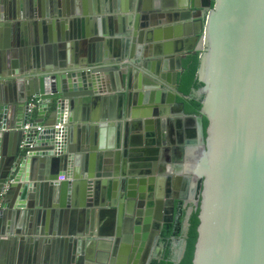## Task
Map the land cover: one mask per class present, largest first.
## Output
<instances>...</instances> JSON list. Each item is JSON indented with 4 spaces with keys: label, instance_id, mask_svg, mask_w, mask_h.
<instances>
[{
    "label": "water",
    "instance_id": "1",
    "mask_svg": "<svg viewBox=\"0 0 264 264\" xmlns=\"http://www.w3.org/2000/svg\"><path fill=\"white\" fill-rule=\"evenodd\" d=\"M205 1L190 0L195 14L187 12V6L174 7V13L197 18L192 24L199 31L191 35L197 45L186 53L177 45L163 49L150 46L145 52L135 48L136 39L151 44L158 40L155 34L162 32L158 29L169 23L165 29L179 30L184 20L161 22L164 13L159 8L146 0H127V6L114 5L112 10L132 12L129 21L134 39L126 56L115 60L111 54H104L108 41L97 28L98 32L91 31L77 40L74 59L65 58L64 64L53 68L43 63L39 68L33 62L23 69L26 78L16 80L10 103L0 100V190L10 181L0 208V264L19 260L20 250L27 253L20 264L145 263L165 225L168 204L162 188L170 190L172 177L168 161L161 156L136 171L131 163L140 154L133 153L130 144L121 190L124 201L119 210H110L113 202L116 207L120 191L116 166L114 171L110 169L122 155L123 142L120 139L111 148L99 138L107 128L117 130L121 121H127L133 133L137 125L145 131L151 125L154 142L148 146L159 147L160 153L170 142L173 163L182 167L175 169L192 185V196L178 200L185 206L193 203L198 211L192 264H264V0H207L213 2L210 6H205ZM6 2L0 0V29L15 28L19 36L24 24L29 25L26 20L47 18L52 20L43 23L60 24L58 18L63 17L50 5L45 14L37 16L31 5L28 13L26 5L21 12L13 7L12 13L10 7L13 15L8 16ZM101 13L109 12L102 8ZM103 20L92 22L100 26ZM114 20L118 23L121 19ZM71 23L63 20L66 27ZM196 53V78L202 85L196 91L201 103L197 115L188 114L185 104L177 101L190 98L180 92L179 77L184 72V60ZM13 54L8 68L11 75L19 76L18 63L24 67L23 55L20 60L16 52ZM33 99L36 106L29 113ZM112 106L118 109L113 117L109 112ZM170 106L178 111L173 120L168 118ZM173 122L178 128L177 142L170 132ZM184 124L192 129L191 134L187 130L186 137L184 128L180 130ZM81 131L86 136L79 135ZM9 138H13L14 146H8L10 152H6L3 146L10 144ZM179 155L182 161L178 163ZM94 160L99 162L95 169ZM112 175L118 186L100 195L99 186ZM139 179L145 181L139 189L146 196L144 200L130 196L131 186ZM63 207L66 210L60 214L64 215L76 212L85 218L86 210L91 212V230L81 231L80 223L70 222L68 228L65 221L60 225L47 220L52 209L58 213ZM105 214L114 221L111 235H101L98 227V218L100 222ZM192 214L190 210L184 223L185 240L176 263H181L186 251ZM141 233L147 238L140 252ZM47 242L53 244V251H46L42 262L39 247Z\"/></svg>",
    "mask_w": 264,
    "mask_h": 264
},
{
    "label": "crops",
    "instance_id": "2",
    "mask_svg": "<svg viewBox=\"0 0 264 264\" xmlns=\"http://www.w3.org/2000/svg\"><path fill=\"white\" fill-rule=\"evenodd\" d=\"M123 1V2H122ZM127 0H16L17 8H19L20 4V10H22V7L26 5V12H30L31 8L30 5L33 7V5H37L39 8V13L42 12V14H45L47 12L48 6L50 7L54 6V9L58 12H61L62 18H58V20H61L59 23H53V24H47L43 23V21H51L52 19H39L37 17H33L29 20H26L25 22H29L28 27H23L21 36L17 32H14L15 28L6 29L1 28L0 29V100L9 102L12 99V95L14 96V91L16 89L15 86H13L16 82V80L19 77H25L26 78V72L23 70L25 67H29L33 62L34 66L37 65V67H43L46 66L48 68H53L56 64H64V62L67 61V59H74V53L76 49L78 48L77 40L81 38V36H84L85 38L90 35L91 31L98 32V29L102 32V38L107 39L108 43V49L104 50L103 53H109L112 56H114V59H118L120 56H126L128 52L130 51L132 45H133V39H134V30H133V23L129 21V16L132 14L131 10H129L127 13H120V12H113L115 9H113L114 5H126ZM203 2L205 0H202ZM207 1V0H206ZM205 1V2H206ZM14 2V5L16 4ZM125 2V3H124ZM146 2L154 6L155 8H159V12H164L165 15H161L160 20L161 22H167V21H175L177 20V17L174 18V12L177 11L176 7H180V4L183 6H187L188 9L187 12L191 14H195L196 11L190 8V0H146ZM134 3V2H133ZM123 7V6H122ZM106 9L109 13H101V10ZM166 9V10H165ZM34 10V8H33ZM113 10V11H112ZM206 9H203V13ZM162 11V12H161ZM66 12H73L75 15L73 16H67ZM111 12V13H110ZM99 13V15H98ZM35 16H37L38 13H35ZM87 14V15H84ZM169 14L173 16L172 18H169ZM176 14H188V13H182V12H176ZM122 16L124 17L125 24L122 25ZM114 17H118L121 20H118V23L114 20ZM101 18L105 19L103 22H101L99 25H94L93 20ZM68 19L71 20L70 25L63 24V20ZM86 20L85 22H79V20ZM197 18L190 17V14H188L187 17H180L178 20H184L181 21L182 27L179 30H171L168 31L165 29V27H169V23L164 26V29H158L162 32L155 34L157 39L156 41L152 42L151 44L146 43H139L136 39L135 48H139L140 52H145L146 48H150V46H166L171 45L173 48L177 46L182 47V50L184 53H186L187 50H192L196 47L197 42L193 43L191 40L192 33H196L199 31V28L197 26H193V21ZM57 20V19H53ZM132 21V20H131ZM37 22L38 27H37ZM32 24V25H31ZM35 24V25H34ZM42 24L44 25L41 26ZM98 28V29H97ZM18 34V35H17ZM38 37V38H37ZM25 39H29V42L31 44H23V41ZM105 44V42H104ZM28 45V46H27ZM66 46V47H65ZM158 52V48L156 49ZM137 51V50H136ZM17 53V56L20 59V54H22V65L24 67H21V61H19V76H13L11 75V70L8 68L7 61L12 60L13 53ZM103 54V55H104ZM64 55V56H63ZM63 56V57H62ZM67 58V59H65ZM5 60V62H4ZM21 60V59H20ZM66 60V61H65ZM43 63V65H42ZM184 63V62H183ZM14 99V98H13ZM178 102H182L181 98H177ZM114 106V103H113ZM112 107L109 108V112L111 113ZM23 110V109H22ZM96 110V109H95ZM100 110V109H99ZM20 112V111H19ZM97 112V111H96ZM93 114V116H96ZM114 115L118 114V109L113 108ZM178 114L177 108L174 106H170V114L168 116L169 120H173L176 115ZM18 119V118H17ZM120 122V121H119ZM172 123V127H170L171 135H173L175 142H177L180 138L178 136V128H176V125ZM181 126V125H180ZM156 129V126H154ZM182 130L184 128L185 137L186 134L192 133V129L189 130L187 125H182ZM168 129V121L164 122V131ZM188 130V131H187ZM117 132V133H116ZM157 131H155L156 133ZM136 130L133 133L131 130V127H129V123L127 121H121L120 127L116 128H107L104 132L101 133V138H99V141L101 143L107 145V146H114L116 142H119L120 139L122 140L123 149L121 152V157L119 158V170L116 172L117 180L120 183L119 186V194L116 196V207H114V204H111V209L113 210L115 208L121 207V204L123 203V195H122V182L123 176L125 175V172H127V163L125 160L128 158V146L130 144L133 145V153H137L140 155L134 156V161L131 164L133 167L138 170V168H141V166L145 162L154 161L157 157L161 156L164 161H168V171L169 174L172 177V183L171 185L174 187V193L175 197L174 199L177 200V202H180L178 200L182 199H189L188 192L191 191L192 185L190 186L188 182V177L185 176L182 171H177L175 169L176 167H181V165H176L173 163V156L171 153H169V150H171V143L167 140L168 145L165 143V148H162L164 150V153H160L159 147H152L148 146L154 140L152 139V132L149 133L150 136L146 137L147 132H143L142 136L137 133ZM121 134V135H119ZM82 137L86 136V134L83 135V132L79 133ZM168 134H166L167 136ZM171 135H169L170 141H171ZM80 137V136H79ZM134 138V139H133ZM10 139V144H6L3 146V148L6 149V152H10L9 148H13L14 142L13 138ZM150 141V144H149ZM25 142V141H24ZM24 142L21 144V146L24 144ZM186 142V140L184 141ZM13 143V145H12ZM9 146V148H8ZM183 148H186L184 146ZM9 154V153H8ZM180 158L182 157L179 155ZM178 157V156H177ZM176 157V158H177ZM178 160V159H177ZM96 160H94L93 165H95ZM175 169V172L172 171V169ZM182 168V167H181ZM172 171V172H171ZM178 178H181L179 181ZM9 183H5L0 190V198L1 193L3 192V189L8 185ZM176 189V190H175ZM115 197V196H114ZM1 203V202H0ZM114 203V202H113ZM124 205V204H123ZM66 208L63 207L60 212H55V209L51 210V213L47 216V220L51 223L52 221L56 223H60V225L63 224V222H67L68 228L71 226L70 222H75L77 224H81L82 230L86 231L89 223V217L86 210V216H79V214L70 212L67 215L60 214L61 211H65ZM110 217L104 216V219L100 220L98 218V227L103 226V223L107 220H109ZM114 222V221H113ZM147 238V237H146ZM145 242H143V246L145 245ZM48 243V242H47ZM43 243L39 247L40 254L39 259L43 262L44 257L46 255V251L51 253V250L53 251V244L50 243ZM147 245V243H146ZM87 246V245H86ZM153 249L150 250L147 254L152 253ZM25 257L27 258V253L24 252V250H20V259L15 261V258L13 259V262L10 264H20L24 262ZM42 264V263H41Z\"/></svg>",
    "mask_w": 264,
    "mask_h": 264
},
{
    "label": "trees",
    "instance_id": "3",
    "mask_svg": "<svg viewBox=\"0 0 264 264\" xmlns=\"http://www.w3.org/2000/svg\"><path fill=\"white\" fill-rule=\"evenodd\" d=\"M206 6L213 5V2H206ZM184 72L179 77V90L185 96H189V99H181L185 104V111L188 114L197 115L201 108L200 100L196 94V91L202 86L197 78L196 74L199 67V53L189 56L184 60ZM205 128L207 123H204ZM201 192V186L198 189V196ZM186 218V211L183 209L182 202H176L174 208V215L172 218L165 219V225L162 230L161 242L164 244V254L161 260L154 261L152 264H192L194 246L197 240V227L198 211L194 212L190 219V226L187 235V246L184 254V258L181 263H175V252L179 247L175 248V244H180V238L182 237L184 221Z\"/></svg>",
    "mask_w": 264,
    "mask_h": 264
},
{
    "label": "bare ground",
    "instance_id": "4",
    "mask_svg": "<svg viewBox=\"0 0 264 264\" xmlns=\"http://www.w3.org/2000/svg\"><path fill=\"white\" fill-rule=\"evenodd\" d=\"M66 1V0H65ZM68 1V0H67ZM14 0H7V2H6V5H7V10H6V14L8 15V16H12L13 14H11V12L9 11V10H11L12 9V13H13V10H14V8L13 7H16V9H17V3L14 5ZM10 7H11V9H10ZM33 8H34V12L36 11V13H39V8H38V6L37 5H33ZM18 10H20V4H19V8H18ZM166 10V9H165ZM20 12H21V10H20ZM164 13V12H163ZM161 15H165V14H161ZM188 16V14H186V15H184V14H174V18L175 17H177V20L178 19H180V17L182 18V17H187ZM161 17V16H160ZM169 18H172L173 19V16H171L170 14H169ZM79 22H85V20L83 19V20H79ZM38 22H37V27H38ZM44 24H42L41 26H43ZM29 25L28 24H24V27H28ZM44 27H45V25H44ZM18 35V34H17ZM38 38V37H37ZM27 40H29V39H25L24 41H23V44H21L20 46H22V45H24V44H28V41ZM28 46V45H27ZM114 103V102H113ZM111 117H113V116H116V115H114V113H113V106H112V109H111ZM95 117V116H94ZM150 127H151V125L148 127V130L147 131H145V129H141L140 128V126L139 125H137L136 126V132L137 133H139L141 136H142V133L144 132H147L145 135H146V137H148V136H150L149 135V133L151 132L149 129H150ZM136 133V134H137ZM134 139V138H133ZM149 144H150V141H149ZM115 146V145H114ZM114 146H110L111 148H114ZM100 157V156H99ZM97 160V159H96ZM99 161H101V157L99 158ZM97 162V161H96ZM57 164H60V162H57ZM98 164H99V162H97V163H95V165H93L94 166V169H95V167L97 166V168H98ZM110 164L111 163H108L107 165H109L110 166ZM101 166V165H100ZM115 166H116V171H118L119 170V166H120V163H119V158H117V164L115 165V162H112V169H110V170H115ZM108 168H111V167H108L107 166V169ZM109 170V169H108ZM107 170V171H108ZM138 174V173H137ZM114 176L112 175V178H111V180H106V181H104L105 182V184L104 185H101V186H99V194L100 195H105V193L106 192H108V191H112L113 190V188H115V186H118L117 185V182H115L116 180L113 178ZM144 180H142V179H139L138 180V182H137V185L136 184H133V186H131V190H130V196H133V197H136V198H138V199H141V200H144L145 199V195L144 194H140L139 193V189L141 188V187H143L142 185H144ZM109 188H110V190H109ZM51 198L52 197H50V195L48 194V199H49V201L51 200ZM113 204V203H112ZM88 213V212H87ZM141 215V214H140ZM105 216L106 217H110V219L109 220H107V221H105L104 223H103V226H101V235H111L112 233H113V229H112V226H113V218L111 217V216H109V215H107V214H105ZM88 217H89V223H88V229L86 230V232L87 231H89V230H91L90 229V221H91V218H92V213L91 212H89L88 213ZM80 230L82 231V228H80ZM138 250H139V246H141V241H146V233H141L140 235H138ZM142 247V246H141ZM30 256L31 255H29L28 256V260L30 259Z\"/></svg>",
    "mask_w": 264,
    "mask_h": 264
},
{
    "label": "flooded vegetation",
    "instance_id": "5",
    "mask_svg": "<svg viewBox=\"0 0 264 264\" xmlns=\"http://www.w3.org/2000/svg\"><path fill=\"white\" fill-rule=\"evenodd\" d=\"M206 2H209V1H206ZM206 2H205V3H206ZM205 6H206V4H205ZM27 41H28V44H31V43L29 42V40H27ZM177 159H178V160H177L178 163L182 161V158H180V156H178ZM173 172H175V171H173ZM175 190H176V189H175ZM191 191H192V189H191ZM191 191H189V192H188V195H187L189 198L192 196ZM162 193H163V196H164L165 203L168 204L167 207H165V210H164V211H165V217H164V220H165V219H168V217H169V218H172V217H173V215H174L175 203L177 202V200L174 199V197H175V193H174V187H173L172 185H171V188H170L169 191H167L166 188H162ZM182 204H183V209L186 211V218H187V216H188V212H189L190 210L193 211V213L196 212V211H195V206H194L193 203H190V204H188L187 206H185L184 203H182ZM192 215H193V214H192ZM191 217H192V216H191ZM186 218H185V220H186ZM190 219H191V218H190ZM189 222H190V221H189ZM184 223H185V221H184ZM189 226H190V225H189ZM163 227H164V226H163ZM157 229H158V227H157ZM162 230H163V228H162ZM188 231H189V228H188ZM187 235H188V234H187ZM161 236H162V233H161ZM161 236H160V238L158 239V241H157V243H156V247L154 248V250L152 251V253H149V254L146 255L145 263H144V264H152L154 261H159V260L162 259L163 254H164V244L161 242ZM179 240H180V244H175V245H174L175 248L179 247V249L176 250V252H175V259H176L175 263H176L177 261H179V259H180V257H181V254H182L183 240H185V237H184V228H183L182 237H181ZM186 241H187V238H186ZM186 243H187V242H186ZM141 246H142V247H141ZM141 246H139L140 252L143 251V248H144V246H143V241H141ZM139 255H141V254L139 253ZM183 258H184V256H183ZM182 260H183V259H182ZM137 263H138V261H137Z\"/></svg>",
    "mask_w": 264,
    "mask_h": 264
},
{
    "label": "built area",
    "instance_id": "6",
    "mask_svg": "<svg viewBox=\"0 0 264 264\" xmlns=\"http://www.w3.org/2000/svg\"><path fill=\"white\" fill-rule=\"evenodd\" d=\"M33 109H34V105L30 103V105H29V113H31V112L33 111ZM26 129H27V130L29 129V126H28V125L26 126ZM39 130H40V129H39ZM24 145H25V142H24V144L21 146V148H23ZM9 184H10V182H9ZM9 184L3 189V192L1 193V197L5 195V192H6V191L8 192ZM1 206H2V202L0 203V208H1Z\"/></svg>",
    "mask_w": 264,
    "mask_h": 264
},
{
    "label": "rangeland",
    "instance_id": "7",
    "mask_svg": "<svg viewBox=\"0 0 264 264\" xmlns=\"http://www.w3.org/2000/svg\"><path fill=\"white\" fill-rule=\"evenodd\" d=\"M31 104H33L34 107H35V106H36V100L33 99L32 102H31ZM9 182H10V181H8V183H9ZM124 183H125V182H122V186L124 185ZM6 194H7V191L5 192V195L2 196V197L0 198V202H3V201H4V199H5V197H6Z\"/></svg>",
    "mask_w": 264,
    "mask_h": 264
}]
</instances>
